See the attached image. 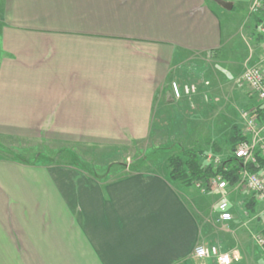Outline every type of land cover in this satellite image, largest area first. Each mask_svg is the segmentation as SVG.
Listing matches in <instances>:
<instances>
[{
	"label": "crops",
	"instance_id": "obj_1",
	"mask_svg": "<svg viewBox=\"0 0 264 264\" xmlns=\"http://www.w3.org/2000/svg\"><path fill=\"white\" fill-rule=\"evenodd\" d=\"M223 1L232 9L216 0H0V136L143 140L177 63L220 54L255 25V0ZM197 189L159 172L106 180L0 156V264H218L195 249L222 200ZM243 220L235 217L234 234L248 257Z\"/></svg>",
	"mask_w": 264,
	"mask_h": 264
},
{
	"label": "rangeland",
	"instance_id": "obj_2",
	"mask_svg": "<svg viewBox=\"0 0 264 264\" xmlns=\"http://www.w3.org/2000/svg\"><path fill=\"white\" fill-rule=\"evenodd\" d=\"M2 16L0 12V23ZM238 21L239 17L235 20V25ZM249 29L247 34H242L243 37L240 35L234 38V47L227 45L220 54L193 55L189 59L191 61L177 63L174 77L169 80L160 96L162 102L155 110L154 125L143 140L87 144L48 138L41 140L0 136V156L35 164L75 165L81 169L95 170L106 180L141 171L168 175V158L172 155H182L187 149L199 151L202 162L206 165L213 163L211 161L215 159H220V162L229 160L232 157L233 138L236 137L235 129L240 136H244L246 130L242 115L256 106L257 98L249 92L242 77L246 65H254L262 57L263 47L258 31L254 30V26ZM236 30L234 29V32ZM206 81L209 82L208 86L204 84ZM172 82L180 85L196 83L199 93L178 99L172 91ZM257 107L259 109V106ZM207 157L212 160H207ZM253 173L264 182V167L259 172L249 171V174ZM245 180L246 174L241 172L239 181L235 185L227 181V186L222 191L209 184L203 186L204 189L197 187L199 192L215 189L211 195L216 202L221 199L229 204L233 202L244 207L239 213L231 210L233 220L228 225L219 223V213L214 214L211 217L213 220L209 221L212 228L204 244L236 253L240 256V262L264 264V253L254 241V235L264 228V202L258 210L252 209L246 201H256L258 198L246 187ZM242 199L246 200L241 203ZM237 216L244 218V222L240 223L246 228L248 243H244L242 249L248 257L241 254V243L234 234L233 221Z\"/></svg>",
	"mask_w": 264,
	"mask_h": 264
},
{
	"label": "built area",
	"instance_id": "obj_3",
	"mask_svg": "<svg viewBox=\"0 0 264 264\" xmlns=\"http://www.w3.org/2000/svg\"><path fill=\"white\" fill-rule=\"evenodd\" d=\"M264 10V0H255L250 11L254 14H259ZM261 37V44L263 47L264 56V25L257 27L256 29ZM246 70L243 74L242 80L249 89V92L253 97L257 98V101L264 105V68L261 64L246 65ZM206 86L209 82L204 83ZM172 91L176 98L182 99L184 97H192L199 93V86L196 83L178 84L172 82ZM245 111L242 115L245 121V133L244 136L248 139L240 142L235 150V156L243 161L244 169L242 173L246 174V187L257 195L258 201L264 202V182L261 177L256 174H249L247 165H258L257 156L264 157V120H260L258 115V107ZM207 160H212L211 157H207ZM213 162L215 165L220 163V159H215ZM198 188H203L204 185L201 182L196 183ZM209 185L215 189L222 191L227 186V180L221 175H217L210 179ZM218 222L223 225H228L233 220V215L229 208V204L222 201L218 205ZM257 244L264 250V234L259 233L256 236ZM195 256L199 259H214L218 264H232L234 261L239 260V256L236 253L223 252L218 246H208L201 244L195 249Z\"/></svg>",
	"mask_w": 264,
	"mask_h": 264
},
{
	"label": "trees",
	"instance_id": "obj_4",
	"mask_svg": "<svg viewBox=\"0 0 264 264\" xmlns=\"http://www.w3.org/2000/svg\"><path fill=\"white\" fill-rule=\"evenodd\" d=\"M254 23V30L264 25V10L254 15ZM259 40L261 41V37H259ZM258 115L261 121L264 120V107L263 109H258ZM235 133L236 137L233 138L232 157L229 160L221 161L218 165L214 163L206 165L202 162V156L199 151L187 149L182 155H172L168 158L169 179L187 186H194L197 182H201L205 186L209 184L211 178L222 175L228 183L235 185L239 181V174L244 169V164L242 160L235 156L234 150L240 142L248 139V137L240 136L236 129ZM257 158V166L253 164L246 166L249 171L259 172L264 167V159L260 156H257ZM204 160H206V157ZM252 202L251 207L255 204L254 201ZM262 233L264 234V228Z\"/></svg>",
	"mask_w": 264,
	"mask_h": 264
},
{
	"label": "water",
	"instance_id": "obj_5",
	"mask_svg": "<svg viewBox=\"0 0 264 264\" xmlns=\"http://www.w3.org/2000/svg\"><path fill=\"white\" fill-rule=\"evenodd\" d=\"M216 2L227 10H231L233 7V5L231 3L223 1V0H216Z\"/></svg>",
	"mask_w": 264,
	"mask_h": 264
}]
</instances>
